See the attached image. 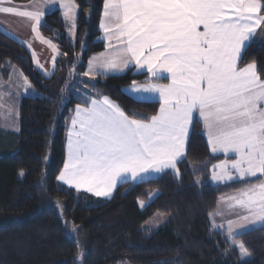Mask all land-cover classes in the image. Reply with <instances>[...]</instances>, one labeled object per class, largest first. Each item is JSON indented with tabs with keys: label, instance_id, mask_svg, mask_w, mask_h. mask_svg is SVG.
<instances>
[{
	"label": "snow or ice",
	"instance_id": "snow-or-ice-1",
	"mask_svg": "<svg viewBox=\"0 0 264 264\" xmlns=\"http://www.w3.org/2000/svg\"><path fill=\"white\" fill-rule=\"evenodd\" d=\"M57 3L74 35L79 18L74 0H33L31 11L0 7V12L27 18L38 34L45 8ZM100 28L110 52L91 58L83 75L146 69L150 79L132 81L124 91L154 95L160 106L155 115L135 118L136 113L127 115L107 96H89L77 104L57 180L109 197L118 183L168 169L179 179L177 164L187 154L190 125L198 112L211 152L226 157L212 166L211 179H258L221 197L218 210L209 214L225 215L219 210L223 206L235 217L213 227L226 231V242L245 261L250 252L236 237L264 227V77L255 62L240 64L258 30L264 32V0H103ZM161 79L168 83L155 82ZM24 84L26 90L31 87L26 77ZM57 207L62 205L57 202ZM82 256L78 253L76 260Z\"/></svg>",
	"mask_w": 264,
	"mask_h": 264
},
{
	"label": "trees",
	"instance_id": "trees-1",
	"mask_svg": "<svg viewBox=\"0 0 264 264\" xmlns=\"http://www.w3.org/2000/svg\"><path fill=\"white\" fill-rule=\"evenodd\" d=\"M74 3L79 18L73 43L66 37L58 10L47 13L40 27L59 52L49 78L36 70L21 43L0 31L1 75L5 78L16 67L35 91L20 101L19 131L0 130V264H264V227L236 237L250 252L245 261L239 260V249L226 242V233L212 227L209 214L219 198L258 179L211 185L212 166L220 158L211 154L197 121L187 154L177 164L179 179L169 170L155 179L123 183L110 199L58 183L65 161L66 127L77 104L89 96H107L127 115L136 113L135 118L155 115L159 109L158 102L137 101L122 91L132 81L145 83L148 77L143 72L83 75L89 59L104 50L103 0ZM251 62L264 77V41L251 44L240 66ZM21 170L24 176L19 175ZM153 192L155 197L147 201ZM140 201L148 203L140 209ZM154 214L167 221L155 231L143 230ZM82 251L83 258L76 260Z\"/></svg>",
	"mask_w": 264,
	"mask_h": 264
},
{
	"label": "crops",
	"instance_id": "crops-1",
	"mask_svg": "<svg viewBox=\"0 0 264 264\" xmlns=\"http://www.w3.org/2000/svg\"><path fill=\"white\" fill-rule=\"evenodd\" d=\"M33 1V0H32ZM59 3L57 4H54V5H48L46 8H45V13H49L50 11L54 10V8H58V7H55L56 5H58ZM22 4H17V3H13L11 0H0V7H13L15 9H17V11L19 9H22ZM45 14V15H46ZM103 14V12H102ZM15 16L16 14L14 13H3V12H0V31L3 32L4 34L8 35L9 37L13 38L14 40L18 41L19 43H21L27 50L28 52L30 53L31 55V50H30V42L29 40H26V38L24 37H21L19 34H13L11 33H8V31H5L6 30V24H5V20H10L11 18L15 19ZM102 18V17H101ZM101 22V20H100ZM5 26V27H4ZM8 28V27H7ZM100 31H101V40L104 42V50L98 54H95L93 55L91 58L93 57H100L101 54H104L105 56L109 54L110 50L106 48V43H108V41L105 40V33L101 30L100 28ZM18 38V39H17ZM264 41V32H261L260 30H258L257 32V36L255 38V42L254 43H258V42H263ZM52 44V43H51ZM52 54H54L53 56H58V52L57 50H52L51 51ZM32 57V62H33V55L31 56ZM90 58V59H91ZM89 59V60H90ZM45 63V62H44ZM33 65L34 67L36 68V70L39 71V73H41L43 76H46V77H49L53 74V72L51 71V73H48V75H45L44 71H42V68L41 67H38L36 65V63L33 62ZM44 64L43 63H40L39 66H43ZM49 65V64H48ZM48 67V66H47ZM88 67H89V61L86 65V70H88ZM134 69V68H133ZM48 70V69H47ZM51 70V69H50ZM128 69H126L124 72H116V73H109L107 74L106 76H113V75H121V74H124L125 72H127ZM140 72H143L147 75L148 79H150L146 69L145 70H142ZM9 76H6L5 78L1 75L0 73V94H2V99H0V130L1 131H6V132H13V133H17L19 131V121H18V107H19V104H20V101L22 98L24 97H28V96H34L35 95V91L34 89L32 88V86L30 88H28L26 90L25 88V84H24V78L25 76L22 74V72L16 68V67H12L8 73ZM165 76L167 75V73L164 74ZM10 79H13V81L15 82V87L11 86L9 83H10ZM161 80H166V82L164 83H168V80L167 79H161ZM160 81V80H159ZM157 82V81H155ZM157 83H161V82H157ZM30 84V83H29ZM132 85V84H131ZM131 85H128V86H125L122 91L125 95H127L128 97L134 99V100H137V101H142V102H158V99L156 98V96L154 95H148V94H140V95H132L126 91H124L125 89H128ZM13 89V93H12V90ZM9 93V95H7V93ZM160 106V105H159ZM74 114V111L69 119V122L67 124V127H66V141H65V159L67 158V141H68V130H69V126L71 125V118ZM197 121L201 124L202 126V132H203V135H204V129H203V124L202 122L199 120V114L198 112L194 114V120L192 122V124L190 125V132H191V129H192V125L193 123ZM205 139H206V142H207V136L204 135ZM207 145H208V142H207ZM209 147V146H208ZM210 150V148H209ZM211 152V150H210ZM212 155L214 156H217L220 158L219 162L226 159L225 155L223 153H212ZM230 158L234 159L235 157L232 156L230 154ZM218 162V163H219ZM217 163V164H218ZM64 166V165H63ZM63 169V167H62ZM61 169V170H62ZM171 169H168L166 170L165 172L169 171ZM61 172V171H60ZM164 172V173H165ZM60 174V173H59ZM163 173H160V174H150L148 176H146L143 180H137V181H128V182H121V183H118L116 188L123 184V183H132V184H137V183H140V182H144V181H147V180H150V179H155L157 177H159L160 175H162ZM212 177V174L211 176L209 177L210 181L209 183L211 185H221V184H226V183H218V182H215L211 179ZM58 181V180H57ZM234 181H237V180H234ZM230 182H233V181H230ZM230 182H227V183H230ZM58 183L62 186H65L69 189H72L74 190L75 192H78V193H84V194H87V195H91L93 197H96V198H99V199H110L113 194H114V191L115 189H113V192L112 194L109 196V197H102V196H96L94 195L92 192H88L86 191L85 189L81 188L79 191H77V189L73 186H70V185H67L65 184L63 181H58ZM234 193V192H233ZM233 193H230V194H227V195H224L222 197H227ZM221 199V197L219 198V200ZM218 200V201H219ZM222 207V208H221ZM220 207V211H223L226 213V209L221 206ZM218 210V205H217V208L216 210L213 212L215 213L216 211ZM221 218V216H217V215H213V216H210V220H211V223H212V227H213V224L215 223L216 225H219L221 224L222 222H219L218 220ZM213 229L215 230H219V231H222L221 229L219 228H214ZM226 233V231H223Z\"/></svg>",
	"mask_w": 264,
	"mask_h": 264
},
{
	"label": "rangeland",
	"instance_id": "rangeland-1",
	"mask_svg": "<svg viewBox=\"0 0 264 264\" xmlns=\"http://www.w3.org/2000/svg\"><path fill=\"white\" fill-rule=\"evenodd\" d=\"M55 7H58V8H54V10H58L60 12L61 17H62V13H61L59 4L56 5ZM31 10H33V1L32 0L27 2V3H23L22 9H19L18 11H31ZM54 10H52V11H54ZM52 11H50V12H52ZM62 19H63V17H62ZM5 21H6L5 24L7 26L6 27L4 26V27L6 28V31H8V33L11 32L14 35L15 34H19L21 37H24V38H26V40H29L30 45H31V46H29L30 50H31V55H30L29 52L28 53H29L30 57L32 56L33 52L35 53L36 59L38 61V64L36 63V65L38 66L40 63H43L44 65L43 66H39V67L42 68V71H44V73L47 72V71L49 73H51V71L53 72L54 69H55V66L53 67V57H54L53 55L54 54H52L51 51L54 50V49L49 46L48 42H51L54 45H56V44L53 41L49 40L48 38L44 37L41 34V32H40V28L38 29V34L37 33H33L32 29H31V23L32 22L30 20H28L27 18H25V17H21V16L16 15L15 19L11 18L10 20L8 19V20H5ZM63 22H64V26H65L66 37L73 43L75 38H76V29L74 30V35L71 34L69 32V26H66V23H65L64 19H63ZM56 50L58 52L57 47H56ZM58 55H59V52H58ZM31 59H32V57H31ZM44 77L45 78H49L50 76L49 77L44 76ZM9 84L11 86L15 87V82L13 81V79H10V83ZM11 91L13 93V89ZM6 93H7V95H9L8 92H6ZM48 160H49V155L47 156L46 162ZM209 181H210V179H209ZM155 195H156V192H153L152 194H150L149 195V199L147 201H150L151 199H153L155 197ZM147 201H143L145 203V205L148 203ZM144 207H141V205L139 203V208L140 209H142ZM58 213L61 214V211L58 210ZM234 218H235L234 216H229V215H227V213H225V215L221 216V218L218 221L223 223L227 219H234ZM166 221H167V218L165 216L160 215V214H154L152 217H150L144 223V225L142 226V229L143 230H147V231H155V230L161 228L165 224ZM259 227L260 226H256V228H259ZM80 253H83V256H84V252L83 251L80 252ZM83 256H82V258H83Z\"/></svg>",
	"mask_w": 264,
	"mask_h": 264
}]
</instances>
